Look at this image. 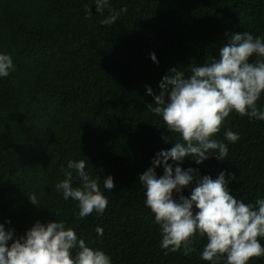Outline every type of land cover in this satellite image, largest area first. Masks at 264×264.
Instances as JSON below:
<instances>
[{
  "label": "trees",
  "instance_id": "trees-1",
  "mask_svg": "<svg viewBox=\"0 0 264 264\" xmlns=\"http://www.w3.org/2000/svg\"><path fill=\"white\" fill-rule=\"evenodd\" d=\"M109 8L119 15L104 24ZM109 8L99 13L93 0H0V52L14 64L0 78V223L19 237L36 221H64L112 264H210L200 258L206 243L200 236L188 255H165L159 226L144 204L139 175L155 153L172 146L164 137L177 139L147 109L154 101L146 86L159 94L170 68L190 74L192 66L218 57L233 33L264 37V0H110ZM257 104L264 105V95ZM227 129L239 133L236 142L224 138ZM215 138L228 144L226 159L197 165L185 157L182 169L212 178L225 171L237 199L264 197V121L231 112ZM69 159H84L101 185L113 177L103 214L80 219L76 202L55 189ZM155 171L160 176L163 167ZM249 264H264V256Z\"/></svg>",
  "mask_w": 264,
  "mask_h": 264
},
{
  "label": "clouds",
  "instance_id": "clouds-1",
  "mask_svg": "<svg viewBox=\"0 0 264 264\" xmlns=\"http://www.w3.org/2000/svg\"><path fill=\"white\" fill-rule=\"evenodd\" d=\"M93 2L95 10L103 13L110 0ZM109 12L102 23L117 19L118 12L110 8ZM86 13L91 14V8ZM150 58L157 63L154 53ZM13 67L11 55L0 52V78L7 77ZM146 88L154 101L147 109L162 118L169 132L177 134L175 142L164 137L172 146L155 153L152 165L138 177L144 204L159 226L164 254L182 251L188 255L194 251L193 237L200 236L206 238L200 258L210 264L221 257L224 264H249L251 258L264 256V245L258 239L264 238V197L245 203L230 194L225 171L212 178L200 176L198 169L180 166L185 157L197 165L210 157L226 159L228 144L215 134L231 112L264 121V105L257 104L264 95V37L247 31L233 33L220 47L218 57L192 66L187 75L178 67L170 68L158 84L159 94ZM223 136L233 143L239 139V133L231 129ZM157 166L163 167L160 176L155 171ZM62 171L64 179L55 189L65 201L71 198L76 202V215L83 219L94 211L103 214L108 205L105 190L113 189V177L106 176L101 185L100 177L86 170L84 159H69ZM74 179L79 181L76 186ZM186 187H191L188 196L180 194ZM174 191L178 198L173 197ZM27 197L37 205L35 194ZM14 231L0 223V264H112L108 254L90 246L64 221H36L19 237ZM95 231L103 235L102 227Z\"/></svg>",
  "mask_w": 264,
  "mask_h": 264
}]
</instances>
